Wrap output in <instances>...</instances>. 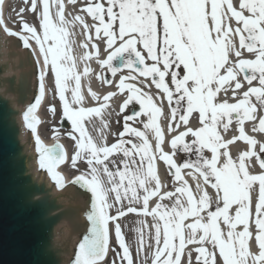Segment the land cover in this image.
I'll return each instance as SVG.
<instances>
[{"label":"snow or ice","instance_id":"obj_1","mask_svg":"<svg viewBox=\"0 0 264 264\" xmlns=\"http://www.w3.org/2000/svg\"><path fill=\"white\" fill-rule=\"evenodd\" d=\"M68 3L77 9V0ZM26 10L36 24L23 18ZM17 15L19 31L2 18L0 27L33 55L38 51V67L42 60L38 94L22 114L35 138L38 167L57 188L65 187L56 171L65 161L64 149L59 143L45 146L36 127L35 112L51 74L62 118L71 125L67 135L75 142L71 164L83 160L88 169L71 181L91 193L86 234L72 264H116L108 259L116 251L113 238L121 250L119 264H193V252L195 264H264V141L245 127L248 122L252 133L264 136V0H83L75 14H66L65 0H30ZM77 25L83 39L74 56ZM93 60L113 77L121 68L128 72L118 80L95 73L115 91L101 97L89 86L98 106H85L81 81L93 74ZM229 92L235 102H229ZM118 93H126L121 114L133 101L139 111L123 117L113 143L103 136L97 143L85 121L102 119ZM48 110L54 112V106ZM233 119L238 135L224 139L220 129L227 133ZM137 120L142 128L133 126ZM102 124L107 128L103 119ZM166 142L172 152L165 151ZM237 142L234 156L229 146ZM178 145L189 157L182 163L174 159ZM159 162L173 190H164ZM185 169L196 180L195 191ZM130 214L143 217L133 229L135 257L120 223Z\"/></svg>","mask_w":264,"mask_h":264},{"label":"water","instance_id":"obj_2","mask_svg":"<svg viewBox=\"0 0 264 264\" xmlns=\"http://www.w3.org/2000/svg\"><path fill=\"white\" fill-rule=\"evenodd\" d=\"M36 57L0 27V264H72L88 226L91 193L73 183L57 189L23 121L39 91Z\"/></svg>","mask_w":264,"mask_h":264},{"label":"bare ground","instance_id":"obj_3","mask_svg":"<svg viewBox=\"0 0 264 264\" xmlns=\"http://www.w3.org/2000/svg\"><path fill=\"white\" fill-rule=\"evenodd\" d=\"M13 2H16L18 4V8H19L20 4H22V0H2V4H1V8H0V18L3 19L4 24L9 29H11V30L14 29L15 31H18L17 29H15V26H13L11 24V22L13 21V17H10L9 12H8L10 4ZM65 3H66V14L67 13L75 14V12L78 10L79 5L83 2L80 0H77V9H75V10L68 3V0H65ZM22 16L28 22H31L33 24L37 23V22H33L32 16L27 12H23ZM87 22H88V20H87ZM233 26L234 27L236 26L234 22H233ZM73 31L75 32V36L73 37L74 44H73V53L72 54L74 56H78L81 52V49L79 47V43L83 39V37L81 35L82 30L77 25L73 29ZM33 47L34 48L36 47L34 43H33ZM37 54L39 56L38 51H37ZM106 55H107V53H105L103 51V45H101V58H106ZM244 55H245V57H248V54L246 51H245ZM41 62H42V60H41ZM89 64H90V67L94 70L93 74L89 78H82V81H81L82 91H83L84 96L86 97L85 106H98V102L94 101L91 98V96L89 95V93L87 91L88 87L90 86L92 91L96 92L101 97L104 94H106L108 91H115V88L113 86H109L107 84L101 85L100 84L101 81L96 78L95 73H97V72L101 73L102 69L94 60L90 61ZM79 66L80 65L78 62V67ZM140 79H144V78H140ZM145 83L150 84V81L146 80ZM245 87H247L246 82H245ZM53 89H54V80H53L51 74H49L45 78V92H44V96H43V98L40 102V105H39L38 118H39L40 122L37 124V133L40 136V139L45 146H51V145L55 144L56 142L63 144L67 158H66L63 166L57 167L56 171H58L62 174V176L64 177V184L67 186L74 179L73 177L84 174L85 172L79 168L76 173L72 174L68 170V164L70 163V155H71V151H72V146H71L72 141L65 140L63 136L62 137H60V136L49 137L48 133L46 131H44V126L47 123V120H46V104L48 103V100L51 96V90H53ZM144 90L149 91V88H145ZM156 92H157V89H155V87L152 85L151 89H150V94L155 95ZM66 94L70 96V92H68ZM228 96H229V102H235L234 100H232L230 98L231 97L230 92H229ZM221 98L223 99L224 97L221 96ZM121 102H122V96H121V94L118 93L115 97L110 99V101H109L110 107L102 111V119H103V121L107 122V125H108L107 128H103L102 119L100 117H92L90 120L85 121V124H86L88 131H89V134L93 137V139L97 143L101 142L102 136H103V139L108 144L114 139V136L112 135V133L116 132L115 121L118 119L117 109H118V106ZM157 103H159V101H157ZM165 112H167L166 105H165ZM142 119H143V117H142ZM162 123H166V122L162 121ZM193 123H195V122H193ZM245 127H246V131H248V134L255 135L258 140L264 141V136H262L259 133H252L250 131L251 125L248 122L245 123ZM181 130H183V129L181 128ZM220 131H221V135L224 137V139H229L233 135H238V132L236 131L235 121L232 122L227 133H225L223 131V129H220ZM101 133H102V135H101ZM173 135H175V133H173ZM169 139H170V137H169ZM240 146H241L240 142H237L236 144L229 146L230 151L234 156L237 154V147H240ZM169 147L170 146L166 142L164 145L165 151L171 152ZM208 155H210V153H208ZM174 159L177 162L179 161L178 157L174 156ZM189 171H191V170H188V169L184 170L185 179L188 180L189 184L192 186L193 191H195L196 180H194L191 176L187 175V173ZM253 171L258 172L259 168L257 167L255 169H253ZM159 175L161 177L162 182L167 184V187L164 190L169 189V187L171 185H170V181L168 178L170 176L166 175L164 165L161 162H159ZM57 189L59 190L60 188H57ZM208 191L210 194L214 193V190H212L210 187L208 188ZM152 203L154 204L155 201H153ZM146 219L148 220L149 223H151V218H146ZM149 242H151V241H149ZM193 256H194V252L192 254V258H193ZM185 264H186V262H185ZM193 264H195V262H193Z\"/></svg>","mask_w":264,"mask_h":264},{"label":"rangeland","instance_id":"obj_4","mask_svg":"<svg viewBox=\"0 0 264 264\" xmlns=\"http://www.w3.org/2000/svg\"><path fill=\"white\" fill-rule=\"evenodd\" d=\"M20 8H25V6L23 4H20L19 8H18V4L16 2H13L10 4V7H9V16L10 17H13V22H11L12 25H16L15 23V18L14 17H17V13L19 12ZM25 12V11H24ZM32 19H33V22H37V18L32 14ZM54 90H51V93H53ZM53 95V94H52ZM46 120L48 121V125H50L53 121H54V118H55V115L52 114V113H47L46 112ZM123 113H119V119L122 117ZM121 120V119H120ZM119 120V122H120ZM138 124V128H142V125L139 124V122H135V124ZM134 124V123H133ZM119 125V123H117L116 127ZM49 127L47 126V129ZM118 134V133H117ZM67 138V137H66ZM66 140H69L68 138ZM115 140V138H114ZM74 144V148H72V152L75 151V143ZM181 147L182 146H177V149H176V152H175V155L176 157H178L181 161V163L184 161L183 159L185 158L184 155L185 153L182 152L181 150ZM173 151V150H172ZM78 167H80L81 169H83V171L86 173L88 171L87 169V165L86 163H84L83 160H78L77 163L75 164V166H73L71 164V162L68 164V170L70 171V173H76L78 171ZM169 181H170V187L173 188L172 186V183H171V177L168 178ZM173 190V189H171ZM170 191V189H169ZM110 199H111V196H110ZM167 203V201L165 202ZM114 214V213H113ZM143 217H139V216H136L134 214H130L127 218L125 219H122L120 221L121 225H122V229H123V232L125 234V238H126V242L129 243L130 245V248H131V251L133 252V256L135 257V253H136V249H137V236H136V233L133 231V229L135 227H137V225L135 224V221L138 220V219H142ZM145 239L148 240V236H147V232L145 234ZM113 246L116 248V251L113 252V251H109L108 253V259L109 261L113 260V259H116V264H119V259L117 258L116 256V253L118 252H121V250L119 249L118 246L115 245V241H114V238H113ZM150 249L147 248V245L145 246V252H149ZM195 253V252H194ZM126 264V262H125Z\"/></svg>","mask_w":264,"mask_h":264},{"label":"flooded vegetation","instance_id":"obj_5","mask_svg":"<svg viewBox=\"0 0 264 264\" xmlns=\"http://www.w3.org/2000/svg\"><path fill=\"white\" fill-rule=\"evenodd\" d=\"M29 5L30 4H26L25 3V8L27 9L28 7H29ZM17 19V18H16ZM15 19V23H16V25L18 24V20H16ZM87 20H88V23H91L92 21H91V19L90 18H87ZM107 69L106 68H104L103 69V71H106ZM127 72H128V70L127 69H125V72L123 73L124 75H126L127 74ZM53 94V95H52ZM51 94V96H50V98H49V100H48V103L46 104V112L47 113H52V114H54L55 115V118H54V121L50 124V125H48V124H46L45 126H44V129H45V131L48 133V136L49 137H51V136H60V137H62V136H64V137H68V135H67V132L68 131H59V130H56L55 129V127H58L59 126V120H60V118H61V116H62V110H61V105H60V102H59V100H58V97L57 96H55V89H54V91H53V93ZM125 97H126V93H125ZM135 101H133L126 109H125V111H124V113H123V115H122V117L119 119L120 120V122H119V125L117 126V130H118V132H120L121 130H122V126H123V117L125 116V115H128L129 114V111H128V108H130V106L134 103ZM49 105H52V106H54V112H50L49 110H48V108H49ZM130 123H132V122H130ZM47 126L49 127L48 129H47ZM134 126V125H133ZM136 127V126H135ZM69 138V137H68ZM192 139V137H187L186 138V140H188V141H190ZM72 141V147L74 148V144L73 143H75L73 140H71ZM74 154V152H72L71 153V157H72V155ZM184 159L183 160H186V159H188L189 157H188V155L187 154H185L184 155ZM192 159H195V157L194 156H192L191 157ZM179 162L181 163V161L179 160ZM84 163H86L85 161H84Z\"/></svg>","mask_w":264,"mask_h":264}]
</instances>
